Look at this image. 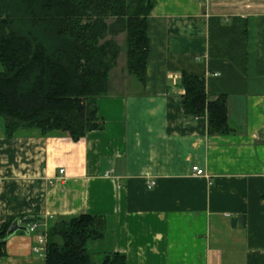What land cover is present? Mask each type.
Segmentation results:
<instances>
[{"label":"crops","instance_id":"0c3cea01","mask_svg":"<svg viewBox=\"0 0 264 264\" xmlns=\"http://www.w3.org/2000/svg\"><path fill=\"white\" fill-rule=\"evenodd\" d=\"M149 36L146 82L121 58L98 99L103 129L10 139L0 118V223L92 214L127 264H264V0H156ZM184 72L227 95L236 133L184 113ZM35 233L0 264H46Z\"/></svg>","mask_w":264,"mask_h":264},{"label":"trees","instance_id":"16d2710c","mask_svg":"<svg viewBox=\"0 0 264 264\" xmlns=\"http://www.w3.org/2000/svg\"><path fill=\"white\" fill-rule=\"evenodd\" d=\"M155 4L0 0V118L7 138L64 134L77 141L103 129L98 99L108 95L112 73L124 55L127 73L146 82ZM180 86L185 114L205 117L212 135L237 132L230 123L227 95L209 99L205 78L185 72ZM16 218L25 226L43 223L37 215L0 223V257L7 255V231ZM106 227L103 217L82 214L49 219L47 228L35 234L46 235V264H127L124 254L101 244Z\"/></svg>","mask_w":264,"mask_h":264},{"label":"built area","instance_id":"2783aa9c","mask_svg":"<svg viewBox=\"0 0 264 264\" xmlns=\"http://www.w3.org/2000/svg\"><path fill=\"white\" fill-rule=\"evenodd\" d=\"M193 170H194V173L197 175H204V171L197 166L194 167ZM63 171L64 170H61V172H63ZM154 186H155V182L152 181L148 184V189H152ZM28 227L30 229V232L32 233V232H36L39 226H38V224L34 223V224L29 225ZM38 242L40 245H45L46 235L45 234H39ZM35 249L38 250V248H35Z\"/></svg>","mask_w":264,"mask_h":264},{"label":"water","instance_id":"95a60500","mask_svg":"<svg viewBox=\"0 0 264 264\" xmlns=\"http://www.w3.org/2000/svg\"><path fill=\"white\" fill-rule=\"evenodd\" d=\"M19 231H25L27 233H30V229L28 226L22 225L19 218H16L12 224L10 225L8 231H7V237L10 238L14 234H16Z\"/></svg>","mask_w":264,"mask_h":264},{"label":"rangeland","instance_id":"374dc122","mask_svg":"<svg viewBox=\"0 0 264 264\" xmlns=\"http://www.w3.org/2000/svg\"><path fill=\"white\" fill-rule=\"evenodd\" d=\"M122 40H123V39L121 38L120 41L122 42ZM123 59H126V56H125V55L122 57V61H123ZM1 70H3V67H2V65L0 64V71H1ZM109 234H110V233H108V236H109ZM92 247H93V246H91V248H92Z\"/></svg>","mask_w":264,"mask_h":264}]
</instances>
